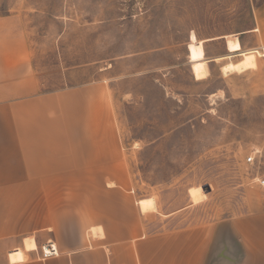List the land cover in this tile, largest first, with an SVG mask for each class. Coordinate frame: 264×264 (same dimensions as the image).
Here are the masks:
<instances>
[{
	"label": "rangeland",
	"instance_id": "1",
	"mask_svg": "<svg viewBox=\"0 0 264 264\" xmlns=\"http://www.w3.org/2000/svg\"><path fill=\"white\" fill-rule=\"evenodd\" d=\"M263 3L0 0V27L28 49L44 91L106 87L124 188L154 200L144 222L156 234L264 211ZM252 50L256 67L222 71ZM79 187L80 209L108 201L102 185Z\"/></svg>",
	"mask_w": 264,
	"mask_h": 264
},
{
	"label": "crops",
	"instance_id": "2",
	"mask_svg": "<svg viewBox=\"0 0 264 264\" xmlns=\"http://www.w3.org/2000/svg\"><path fill=\"white\" fill-rule=\"evenodd\" d=\"M2 29L0 264H264V211L146 233L144 214L156 205L124 188L128 166L109 91H44L28 49H16L13 30ZM80 185L106 187L108 201L80 209Z\"/></svg>",
	"mask_w": 264,
	"mask_h": 264
},
{
	"label": "bare ground",
	"instance_id": "3",
	"mask_svg": "<svg viewBox=\"0 0 264 264\" xmlns=\"http://www.w3.org/2000/svg\"><path fill=\"white\" fill-rule=\"evenodd\" d=\"M256 51H247L241 53L243 55V58L240 59L238 62H228L225 65L222 66V71L224 73H229L232 70L238 69L239 71L243 72L244 70L249 68H254L257 66V55ZM236 71V70H235Z\"/></svg>",
	"mask_w": 264,
	"mask_h": 264
},
{
	"label": "built area",
	"instance_id": "4",
	"mask_svg": "<svg viewBox=\"0 0 264 264\" xmlns=\"http://www.w3.org/2000/svg\"><path fill=\"white\" fill-rule=\"evenodd\" d=\"M249 160H253V157H249ZM263 185H264V180L262 181Z\"/></svg>",
	"mask_w": 264,
	"mask_h": 264
}]
</instances>
